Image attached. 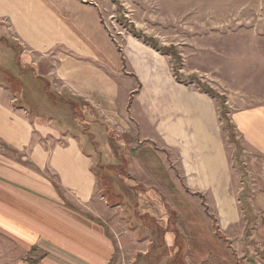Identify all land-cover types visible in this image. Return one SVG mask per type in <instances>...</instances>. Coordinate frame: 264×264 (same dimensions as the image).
Wrapping results in <instances>:
<instances>
[{"label":"crops","instance_id":"obj_1","mask_svg":"<svg viewBox=\"0 0 264 264\" xmlns=\"http://www.w3.org/2000/svg\"><path fill=\"white\" fill-rule=\"evenodd\" d=\"M97 8L85 0H0V264H126L120 249L128 240L118 239L87 140L92 128L81 129L75 101L93 112L88 124L97 119L119 136L130 178L157 188L176 211L183 264H255L228 247L250 246L249 227L250 240L264 247V102L230 112L232 159L213 103L200 94L185 97L181 119L173 104L156 126L144 80L127 68ZM128 195L114 209L127 228ZM135 229L143 243L136 264L171 246L169 235L158 245L142 225ZM165 255L161 263L170 264Z\"/></svg>","mask_w":264,"mask_h":264},{"label":"rangeland","instance_id":"obj_2","mask_svg":"<svg viewBox=\"0 0 264 264\" xmlns=\"http://www.w3.org/2000/svg\"><path fill=\"white\" fill-rule=\"evenodd\" d=\"M85 1L98 7L102 13L107 33L125 56L129 71L135 69L143 78L144 88L141 94L149 98V102L155 106L153 123L162 126L170 115L166 110L173 104L176 106L175 118L178 121L185 116V97L200 94L213 103L225 149L232 159V156L237 154L238 139L233 131L234 136L231 137V129L228 127L231 121L227 123L224 119L220 120V117L223 118L222 113L225 111L226 117L230 119L232 110L258 100L264 102V0ZM130 26L171 51L161 53L155 50L141 38L135 37L130 31ZM198 85L214 90L221 99L217 101L210 97ZM255 98L259 99L254 101ZM221 100V104H224L222 108ZM74 103L77 114L80 115V127L85 129L84 133L86 134L89 128H92L93 132L97 130V136L91 131L90 135L94 136H88L87 140L90 144L93 142L97 149L95 168L99 175V189L107 187V205L113 207L110 218L115 225L118 239L128 240V247L122 246L120 249L123 259L126 264H136L133 259L135 246L143 245L136 240L137 224L132 219L127 228L120 219L119 207L117 211L114 210L118 206L117 203L123 200V196L130 192L118 165L119 136L107 131V128L103 129V124L97 119L96 124H88V117L93 121V112L80 101ZM107 165L110 167L107 168ZM236 173L238 174V171ZM236 173L235 180L238 176ZM245 200V203L243 200L239 202L242 201L240 207L243 218L248 222L251 214L247 199ZM211 219L215 224L213 228L217 231L216 219ZM142 233L149 234V231L145 229ZM250 233L249 227L245 231V237H248L250 246H230V251L234 255H248L247 259L254 260L255 264H264V247H256V242L249 238ZM233 243L237 245L236 242ZM179 252L181 254V251ZM159 253L163 258L166 254V257L172 259L174 252L164 248L160 249ZM151 256L156 257L155 253ZM161 258L157 259L156 264H163ZM181 260L179 259V264H183ZM154 262L151 259L147 264ZM172 262L173 260H170V264Z\"/></svg>","mask_w":264,"mask_h":264},{"label":"trees","instance_id":"obj_3","mask_svg":"<svg viewBox=\"0 0 264 264\" xmlns=\"http://www.w3.org/2000/svg\"><path fill=\"white\" fill-rule=\"evenodd\" d=\"M130 31L133 33V35L135 37L141 38L144 43L149 44L150 46L155 48V50H157L161 53H168L171 51L170 48L159 46L158 43L154 42L151 37L144 35L139 30L138 31L135 30L134 28H132V26H130ZM198 87L203 92L207 93L210 97L216 99L217 101L221 99V97L219 95H217L214 90L207 89L204 87H200L199 85H198ZM221 103H222V100L220 101V107L222 108L224 104H221ZM72 104L74 106V113H73L74 117L79 118L80 115L77 114V111L75 108L76 107L75 103H72ZM221 116H223V118L220 117V120L224 119L225 121H227V123H230V119L226 117L225 111L222 113ZM228 127H229V129H231V134H232L231 137H233L234 136L232 133L233 126L231 124H228ZM119 150H120V147H119ZM120 152H121V150H120ZM121 158H124V157L121 156ZM123 160L126 161L125 158ZM123 160H120V158H119V164L118 165L122 169V178L124 180H126V181H124V180L123 181H124L125 185L128 187V189L130 190L129 195H128V200H127V207L129 208V215L127 216V218L129 220L134 219L136 224L139 223L140 226L142 225L145 229H148L149 234H152V235L154 234L155 237H154V235H153V237L156 240V242L158 243V245L165 243L166 236H168V235L171 236V239H172L171 246L170 247H168V246L161 247L160 246L161 248H159V251H160V249L165 248L167 250L169 248V250H172V252H174L173 258H172V260H173L172 263L175 262V263L179 264V262H180L179 259H182L183 252H182V247H179L177 245L178 232H177L176 227H175L176 222H177L176 211H174L173 209H171L169 207V205L165 201L164 195L157 188L142 186V185L136 183L134 180H132L130 178V176L127 174ZM108 167H110V166L107 165V168ZM114 168H115V166H114ZM115 190H116V192H118L117 189H115ZM116 192H114V193H116ZM121 200H122V198H121ZM242 200L244 203L246 202V200H244V199H242ZM241 202L242 201H240V203ZM117 204H120V202ZM145 236H148V235H145ZM228 248L230 249V247H228ZM179 251H181V254ZM155 253H156V251H155ZM161 257H162V254H160L158 252L157 257L154 259V261H157V259L161 258ZM181 261H183V260H181ZM154 264H156V263H154Z\"/></svg>","mask_w":264,"mask_h":264},{"label":"built area","instance_id":"obj_4","mask_svg":"<svg viewBox=\"0 0 264 264\" xmlns=\"http://www.w3.org/2000/svg\"><path fill=\"white\" fill-rule=\"evenodd\" d=\"M254 254H257V252L255 251V252H253Z\"/></svg>","mask_w":264,"mask_h":264}]
</instances>
